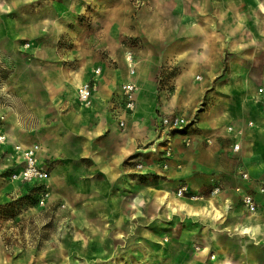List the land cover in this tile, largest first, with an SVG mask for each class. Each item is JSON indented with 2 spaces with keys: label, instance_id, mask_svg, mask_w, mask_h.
Instances as JSON below:
<instances>
[{
  "label": "rangeland",
  "instance_id": "rangeland-1",
  "mask_svg": "<svg viewBox=\"0 0 264 264\" xmlns=\"http://www.w3.org/2000/svg\"><path fill=\"white\" fill-rule=\"evenodd\" d=\"M172 20L155 18L153 32L159 31L156 36L161 42H151L157 49L148 59L133 55L132 66L136 77L139 73L142 79L151 77L154 81L157 77L153 113L156 132L166 136L167 144L172 141L169 137H176V156L182 162L172 163L170 168L166 162L173 155L159 157V149L151 148L153 143L135 145L134 155L128 156L132 141L148 135V129L141 125L132 134L126 131V125H119L115 133L109 127L100 131L98 112L91 109L94 101L91 106L81 105L78 93L74 96L70 90L73 77L79 74L84 83L95 77L91 82L95 84L94 95L108 97L111 88L128 73L131 75L132 67L121 65L116 56L112 59L98 48L108 36L101 32L102 26L91 21L85 29L89 33L74 45L64 43V38L57 44L49 36L0 49V264H108L112 260L138 264L145 255H151L149 264H219L214 256L224 253L234 264H264V241L257 236L238 235L232 225L238 218L226 215L224 221L216 222L202 214L176 213L164 205L156 206L151 197L157 190L188 200L211 198L219 191L223 194L215 195V203L220 209L224 210L229 201L241 216H250L244 210L242 192L237 191L243 181L238 172L248 163L230 155L231 147L239 143V153L244 151L247 160L262 159L261 155H249L250 145L240 135L253 127L251 118L243 115L230 121L228 99L211 96L209 91L193 97L186 83L179 86L193 108L196 126L182 131H169L164 126L163 118L168 115L163 114L164 107L176 94L175 79L183 74V67H173L165 59L166 26ZM111 36L108 38L118 46L125 61L133 48L146 49L151 44L134 36L126 40ZM253 36L222 34L218 81L231 74L234 64L241 72L254 74L255 83L264 81V49L235 46L237 39L244 43ZM121 42L130 49H123ZM234 47L241 53L237 54ZM136 85L138 94L141 86ZM212 106L218 107L210 112ZM220 107L223 110L217 112ZM205 111L210 114L203 120L211 128L199 126V114ZM7 130L13 131L12 139L6 135ZM199 133L206 134V140L198 151H191L194 139L188 146L184 136ZM16 138L28 147L19 145ZM218 142L231 151H222L218 156L206 150L215 149ZM27 149L35 150L40 174L27 171L22 156ZM259 177V181L264 180ZM250 180L243 183L255 189L257 180L251 175ZM184 187L186 192L181 194ZM258 195L264 204V195ZM206 247L210 252L204 255ZM157 251L166 253L156 256Z\"/></svg>",
  "mask_w": 264,
  "mask_h": 264
},
{
  "label": "crops",
  "instance_id": "crops-1",
  "mask_svg": "<svg viewBox=\"0 0 264 264\" xmlns=\"http://www.w3.org/2000/svg\"><path fill=\"white\" fill-rule=\"evenodd\" d=\"M262 6H264V0H0V49L12 48L14 43H27V41L34 43L49 36L55 38L57 44H60L59 42L64 38V43L74 45L76 42H82L85 33H89L85 29L90 26L91 21L96 26H102L101 32L109 37L116 35L120 39L126 40V37L134 36V38H140L144 44L153 41L161 42L160 37L156 36V34H160L159 31L157 33L153 32L156 25L155 18L173 19L172 23L166 26L165 59L173 67L176 65L183 67V74L175 79L177 83L176 93L181 90L179 83L184 85L186 83V90H188V93H193V97H200L208 91L211 96L224 97L228 99L227 104L232 109L230 111L232 116L230 121H236L238 117L242 118L243 115L250 118L249 115L243 113L242 103L239 99L240 90H244L247 85L260 87L259 84H264V81L260 80L259 84L255 83L256 80L253 77L256 76L241 72L237 64L233 65L231 74L218 81V71H220L222 64L220 55L222 47L219 40H221L222 34H251L254 36L249 42L243 43L240 42L241 39H237L235 46L256 50L264 49V10ZM133 17H135L134 21L131 20ZM97 20H100L99 24ZM130 21L133 23H130ZM112 24H115L114 27ZM108 36L106 39L101 40L98 48L103 52L106 51L112 59L116 56L120 64L122 63L121 65L125 66L124 55L118 49V46L112 42V38L110 41ZM199 41H204L207 47L197 45ZM152 44H148L149 47L146 49L132 47L133 55L135 57L139 56L137 59H140V57L148 59L150 52L157 49ZM121 47L130 49L123 42H121ZM234 48H236L234 50L237 54L241 53L240 49ZM195 57H197L196 60ZM247 60L244 59V62H247ZM186 72H191L192 76L186 77ZM155 79L153 81L151 77L149 79L140 77L138 80L136 76H131L128 73L126 79L123 78L115 85L116 88H111L110 93L107 94L108 97L98 93L100 96L98 98L96 93L93 98V107L96 106L104 112L103 118L99 116L98 130L100 131H104L109 127L110 131L115 133L121 120L125 121L126 131L128 130L132 134L137 132L139 130L137 127L141 125L148 129V135H143L140 138L136 137L132 141L131 147L133 148L128 152L133 154L135 145L139 147V145L145 146L153 143L151 148L159 149L157 155L164 158L167 138L166 136L160 137L156 132V125L153 120V113L156 108L155 99L157 97V77ZM216 79L215 88H213ZM129 81L140 84V88L143 89L141 94L136 92L134 94L136 109L133 113H126L121 106L123 101L122 85ZM144 83L149 84L146 89L143 87ZM182 94L176 103H171L173 98L170 102H167V106L164 107L166 111H163V114L177 112L192 115L193 108L189 107V100ZM140 104L142 110L137 114ZM212 107L210 112H213L218 106ZM221 110H223L222 107L216 111L220 112ZM210 112L205 111L199 114V119H202V122L199 123L201 128H211L208 126L207 120H203ZM252 130L253 127L246 129L245 139L249 145L254 141L253 138L257 139L258 144L256 145L261 152L252 154L250 148L248 153L250 156L261 155L262 159L259 160L258 157L255 161H249L243 154L244 151L237 155L233 153L230 155L239 157L242 163L245 160L248 164L240 168H245V171H249L254 180H258L259 176L264 177V155L262 153L264 152V133L260 135L257 131ZM205 135L199 133L193 137L194 144L190 147L191 151L199 150L206 140L203 139ZM169 138L172 140L171 143L173 142L174 154L172 159L165 162L168 163L170 168L172 163L181 165L179 163L182 162L176 156L177 151L179 153L178 140L176 137ZM144 142L147 143L144 144ZM202 147L205 149L206 146ZM213 147L216 148L208 147L206 150H212V153L216 155L218 153V156L222 154V151H231L229 148L223 149L222 144H219V142ZM128 156H130V153ZM255 166L258 168L256 169ZM239 184L240 187L246 188L247 192L254 194L260 203V209L254 215V218L245 220L248 216H241L239 210L233 207L236 216H238L234 217L238 219H234L233 227L244 224L254 228L256 222H258L262 224L264 229L263 197L258 195L256 189H253L250 183L240 181ZM256 236L264 241V230Z\"/></svg>",
  "mask_w": 264,
  "mask_h": 264
},
{
  "label": "bare ground",
  "instance_id": "bare-ground-1",
  "mask_svg": "<svg viewBox=\"0 0 264 264\" xmlns=\"http://www.w3.org/2000/svg\"><path fill=\"white\" fill-rule=\"evenodd\" d=\"M262 9L264 10V6H262ZM245 36L251 35V34H244ZM197 45H202L203 47H207V44L204 41H199ZM243 47V46H240ZM195 60L197 59V57L194 58ZM128 68L132 67L133 63L132 61L130 62H126ZM186 77H191L192 73L191 72H186L185 73ZM141 77V74H137V79L139 80ZM84 83V77L80 76L79 74L74 76L72 81H71V87L70 90L71 92H73L74 96H77V93L79 91V89L81 88L82 84ZM149 84H143L144 89H146L148 87ZM181 89V88H180ZM260 87H257L255 85H247L245 87L244 90H240L239 93V99L241 100L242 103V108H243V113L246 115H249L251 118V122L253 123V130L252 131H257L258 133H260V135H263L264 133V110L261 108V105L259 103V101L256 98L258 91H259ZM143 91V89H139V93L141 94V92ZM183 93V90L181 89L180 91H178L174 96L173 99L171 101L172 104L176 103L180 97V95ZM91 109H95L98 112V115L101 116L103 118L104 116V112L100 111L99 108H97L96 106L92 107ZM142 110V105H139V108L137 110V114L140 113V111ZM12 132L13 131H9L7 130L5 133L6 135H9L12 139ZM247 132H240V135H246ZM251 135V134H250ZM253 137V135H251ZM254 141H252L250 143L249 149L250 152L253 154H258L261 152V150L259 149V147L256 145L257 143V139L253 138ZM17 143L19 145H22L23 147H28V145L22 143L18 138H16ZM130 156L133 155L131 152ZM264 155V152H262ZM10 156H13V154H10ZM216 194H214L213 197L208 198V197H201V198H193V199H186V198H178L177 196H175L174 194H172L171 192L168 191H159L157 190L156 192H154L151 197H153L155 199L154 204L156 206L159 205H164V207L166 209H171L172 212H187L188 214L191 215H205L206 217H212V219L214 221H219L222 220L226 215L231 216V217H235L236 216V211L233 210V207H231L229 205V201H226L225 205V211L220 209L216 203H215V195H217L218 193H221L219 195V197H221V195L223 194L222 192L216 191ZM225 212V214H224ZM254 215H250L248 216V218H245V220H250L252 218H254ZM224 221V220H222ZM120 224V221L119 223ZM215 223H213L211 226L214 227ZM234 230L237 232L238 235L240 236H256L259 235L260 233L263 232V227L262 224L256 222V225L254 228H252L249 225H244L242 224L239 227H235ZM210 252L209 248H204L203 250V254L206 255ZM156 256H161L163 254H165L166 252H156ZM145 255V254H144ZM164 256V255H163ZM162 256V258H163ZM151 255H145L144 258L139 259L138 260V264H149L151 261ZM214 259H218L219 260V264H234L232 263V261L229 259L228 255L224 254H219V256H214ZM108 264H117L116 261L112 260L110 261ZM215 264V262L213 263Z\"/></svg>",
  "mask_w": 264,
  "mask_h": 264
},
{
  "label": "built area",
  "instance_id": "built-area-1",
  "mask_svg": "<svg viewBox=\"0 0 264 264\" xmlns=\"http://www.w3.org/2000/svg\"><path fill=\"white\" fill-rule=\"evenodd\" d=\"M127 55L128 56L126 57V62L128 63L132 61L133 63L134 62L133 53L130 52ZM130 74L131 76L135 75L134 67L131 68ZM95 79H96L95 77H92L93 81L84 83L79 89L78 100L81 105H85V106L92 105L93 98H94V91H95L94 85L95 84L94 83L92 84L91 82H94ZM136 91H137V85L134 81H129L122 85L123 101L121 103V106L126 113H133L136 109V101L134 99V94ZM255 99L259 101L261 108L264 110V87H260ZM196 122L197 120L194 119V117H192V115L189 113L187 114V113L173 112V113L166 115L163 118L164 126L167 129H169V131H176V130L182 131L185 129H191L196 126L195 125ZM120 125L124 126L125 121L121 120ZM184 137H185L184 143L189 146L193 142V137L190 136L189 134L185 135ZM207 140H208V143L211 144L212 141L209 139ZM231 149L233 151V154L236 155L240 152L241 146L239 143L235 142L232 145ZM172 155H173L172 146L170 143H168L167 147L164 150V157L170 158L172 157ZM22 156L24 157L28 165L27 171H29L33 175H35V173L40 174L37 168V159H36L35 150L27 149L25 151H22ZM238 173H239V176L243 179V181H246V182L251 181L250 175L245 170H243V168H241V170ZM255 189L258 194L264 195V180H261V181L257 180L255 182ZM185 190H186L185 187L182 188L180 191L181 194L185 193L186 192ZM237 191L242 192L241 201H242L244 210L252 215L256 214L260 209V203L257 201L254 194L247 192L245 189H242V188H238Z\"/></svg>",
  "mask_w": 264,
  "mask_h": 264
}]
</instances>
